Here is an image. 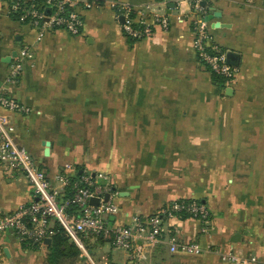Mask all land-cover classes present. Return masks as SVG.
I'll list each match as a JSON object with an SVG mask.
<instances>
[{"label": "crops", "instance_id": "1", "mask_svg": "<svg viewBox=\"0 0 264 264\" xmlns=\"http://www.w3.org/2000/svg\"><path fill=\"white\" fill-rule=\"evenodd\" d=\"M204 5L205 18L220 11L207 22L214 42L233 53L231 82L217 83L201 65L187 0H102L81 9L79 34L54 29L41 37L0 0V89L24 107L0 113L51 183L58 184L66 164L74 167L71 176L78 170L107 176L119 207L112 224L181 199L203 200L210 210L207 232L196 219L168 222L183 240L200 239V253L161 243L143 246L145 257L132 261L110 239L74 233L67 237L80 254L66 264H233L221 259L229 252L264 264V0ZM124 7L138 23L146 11L153 32L130 40ZM154 14L168 19L166 29ZM22 47L32 58L19 81L9 83ZM43 141L51 142L48 154ZM33 198L26 176L0 162V214ZM49 250L47 243L25 248L11 232L0 234V264H47Z\"/></svg>", "mask_w": 264, "mask_h": 264}, {"label": "built area", "instance_id": "2", "mask_svg": "<svg viewBox=\"0 0 264 264\" xmlns=\"http://www.w3.org/2000/svg\"><path fill=\"white\" fill-rule=\"evenodd\" d=\"M102 0H45L42 9L34 5L25 10L20 21L28 22L39 28L40 37L49 30L63 29L73 35L81 32L83 18L81 9L90 8ZM180 5L183 0H161ZM190 12L187 18L193 17L192 28L195 33L194 49L199 61L206 64L217 76L225 82H231L236 76V68L228 61V52L214 42L210 28L205 19L207 0H187ZM17 5H10V12ZM50 10L48 13L47 10ZM126 15L133 11L130 7L122 8ZM141 18L139 27L131 25L130 20L124 24V32L132 38L149 36L153 32L150 17L144 10L139 11ZM156 23L167 28L168 19L153 15ZM32 58V50L22 47L9 68L7 81L15 83L22 75L24 64ZM0 108L11 112L24 110L8 90L0 89ZM0 162L10 170L21 171L34 187V198L21 204L14 211L0 214V234L11 232L16 239L27 246H46V240L52 239L57 230V223L64 229L66 235L84 233L93 237L110 239L113 245L129 252L130 260L141 259L144 256L143 246L153 247L167 243L172 252L182 251L197 254L203 251L200 239L194 238L188 242L183 240L177 226L168 222L180 218L182 214L196 219L201 223V232H207L211 223L210 210L206 204L191 199L176 200L162 207L158 212L148 217L135 216L130 223H110V217L116 215L119 207L113 202V190L108 177L103 174L81 172L71 176L74 170L71 164H66L58 173L57 185H53L46 173L39 168L35 158L15 138V128L10 118L0 113ZM71 194L65 196L67 188ZM106 193L110 197L105 201ZM98 197L97 205L90 202ZM75 206L77 213L70 214L67 209ZM221 259L233 264H249L254 258L239 256L235 253H222ZM135 264V262H133Z\"/></svg>", "mask_w": 264, "mask_h": 264}, {"label": "trees", "instance_id": "3", "mask_svg": "<svg viewBox=\"0 0 264 264\" xmlns=\"http://www.w3.org/2000/svg\"><path fill=\"white\" fill-rule=\"evenodd\" d=\"M7 1L10 3L11 7L15 4L17 5V8L11 11V16L15 20H19V21H20V16L25 12V10L30 8L31 5H34V7L36 9H42L43 4L45 2V0H7ZM136 16L137 15L135 14V12H131L129 19L131 21V25L135 28H138L140 25L137 22V20L135 19ZM21 22H24V21H21ZM129 39L133 40L135 38L129 37ZM200 63L205 69H207L211 73L213 79L217 83L222 84L224 79H222L221 77L214 74L206 64L202 63L201 61H200ZM76 174L77 175L80 174L79 170ZM70 194H71V189L68 187L65 191L64 197H68ZM189 201H191V199H186V202H189ZM196 201H198L199 203L205 204V202L203 200L199 199ZM67 211L70 214L77 213V209L75 206H70V208H68ZM181 217L182 218H189V215L182 214ZM55 228L57 230V233L52 238V242L49 244L50 250H49V253L47 254L46 262H47V264H66V261H68V260L72 261L76 257H78V255L80 254V250L76 244L69 242L68 237H67L64 229L61 228V226H59L56 223ZM100 238H102V237H98L97 239H100ZM23 246L25 248H31V249L39 248L36 245L35 246L23 245Z\"/></svg>", "mask_w": 264, "mask_h": 264}, {"label": "water", "instance_id": "4", "mask_svg": "<svg viewBox=\"0 0 264 264\" xmlns=\"http://www.w3.org/2000/svg\"><path fill=\"white\" fill-rule=\"evenodd\" d=\"M203 4H205V2H203ZM48 11V13H50V10H47ZM213 16L215 17V16H217V17H220V11H215V13H214V15H209V16H206V20L207 21H209V20H211L212 18H213ZM120 20H121V22H123L124 21V17H121L120 18ZM221 26H223V24H221L220 22H216L215 24H214V27H221ZM17 54H18V52H16V54H15V57L17 56ZM228 57L230 58V59H232L234 56H233V53L232 52H230L229 54H228ZM11 59V58H10ZM43 145L44 146H46V154H48V151H49V149H50V146H51V142L50 141H43ZM82 171V170H81ZM109 197H110V194L109 193H106V195H105V197H104V199H105V201H107L108 199H109ZM90 202L92 203V204H95V205H97L98 203H99V198L98 197H93V198H91V200H90ZM52 242V239H47L46 240V243L47 244H50Z\"/></svg>", "mask_w": 264, "mask_h": 264}, {"label": "rangeland", "instance_id": "5", "mask_svg": "<svg viewBox=\"0 0 264 264\" xmlns=\"http://www.w3.org/2000/svg\"><path fill=\"white\" fill-rule=\"evenodd\" d=\"M88 258V257H87Z\"/></svg>", "mask_w": 264, "mask_h": 264}]
</instances>
